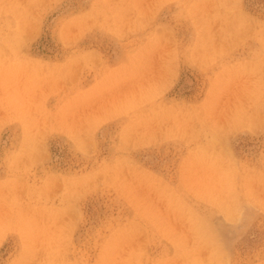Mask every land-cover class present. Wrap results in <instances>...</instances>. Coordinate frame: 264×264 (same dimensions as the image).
<instances>
[{
	"label": "rangeland",
	"instance_id": "374dc122",
	"mask_svg": "<svg viewBox=\"0 0 264 264\" xmlns=\"http://www.w3.org/2000/svg\"><path fill=\"white\" fill-rule=\"evenodd\" d=\"M0 264H264V0H0Z\"/></svg>",
	"mask_w": 264,
	"mask_h": 264
}]
</instances>
